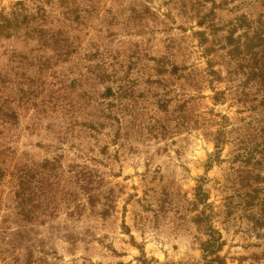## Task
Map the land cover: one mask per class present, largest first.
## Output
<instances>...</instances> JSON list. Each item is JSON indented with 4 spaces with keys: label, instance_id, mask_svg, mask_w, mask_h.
<instances>
[{
    "label": "rangeland",
    "instance_id": "obj_1",
    "mask_svg": "<svg viewBox=\"0 0 264 264\" xmlns=\"http://www.w3.org/2000/svg\"><path fill=\"white\" fill-rule=\"evenodd\" d=\"M18 1L46 17L0 37V264L30 252L47 264H204L198 185L227 263L254 264L264 83L253 75L264 59L217 85V104L200 87L195 32L199 16L223 30L245 15L248 38L264 34V0H0V10ZM213 55L227 78L225 53ZM24 170L36 213L20 226Z\"/></svg>",
    "mask_w": 264,
    "mask_h": 264
},
{
    "label": "trees",
    "instance_id": "obj_2",
    "mask_svg": "<svg viewBox=\"0 0 264 264\" xmlns=\"http://www.w3.org/2000/svg\"><path fill=\"white\" fill-rule=\"evenodd\" d=\"M36 17L45 18V10L43 8H38L37 11L33 13L26 1H18L7 8H2L0 10V37L10 38L15 33L20 32V30L24 27L30 26L34 21H36ZM197 23L199 28L205 29L204 31L201 30L195 32V35L196 37H199V45L204 49L203 57L207 59V67L204 70V76L200 78V87L202 89L204 85L207 86V88L215 94L212 97V100L219 104L220 101H224L223 99L225 98L226 93L218 91L216 86L222 84L224 80L227 79L233 82L236 76H240L242 69H244L243 62H246L248 57H251L253 61L257 62L264 59V34L261 31H256L253 37L248 38L249 34H247V30L250 27V21L245 15L237 17L227 27H224L223 30L218 29L213 20L207 15L199 16ZM208 31L209 37L213 40L218 39L217 37L223 34L219 45L215 43L212 44L211 47L207 46L210 42V40H208ZM243 31L246 36H243ZM243 39H247V41L243 42ZM213 50L217 54H220L221 52L225 53V55H223V61L226 62L227 60V63L226 65L223 63L222 66H225V75L227 78L223 77L224 70L221 68L216 69L215 65L217 62L214 61L213 56L215 54L213 55ZM234 64L238 66L235 69L233 68ZM254 69L255 72H259L258 67H255ZM255 75L256 74L253 75V77H255L253 79H256L259 83H264L263 75ZM237 89L236 93L238 99L242 101V99L246 96L244 94L245 90L241 89L240 86H238ZM7 117H9L8 114H2L0 108V121L6 119ZM214 144L216 148L221 146L219 140L214 142ZM3 171L4 169L0 167V181L3 176ZM12 175L15 177V174ZM27 175L28 171L24 170L23 175L19 178L17 177L18 185L16 186V191L14 193V200L16 203L15 219L17 221L16 223L20 226L32 223V217L36 213L33 193L30 190L31 188L29 187V182H25ZM89 185L91 186L93 184L89 183ZM207 204L208 196L206 195L203 187L198 185L195 189V205L197 207L198 214L193 223L199 228V232L204 238L201 242L204 264H228L226 256H223L222 254L225 242L221 233L212 224V214L208 215L206 208ZM22 257L23 259L20 256H17V258H14L13 261L16 264H47L42 260H35L32 252L27 253ZM252 260L254 264H264V250L262 254L255 256ZM5 264L11 263L6 261Z\"/></svg>",
    "mask_w": 264,
    "mask_h": 264
}]
</instances>
